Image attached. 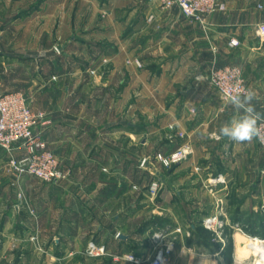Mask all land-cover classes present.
<instances>
[{
    "label": "crops",
    "instance_id": "obj_1",
    "mask_svg": "<svg viewBox=\"0 0 264 264\" xmlns=\"http://www.w3.org/2000/svg\"><path fill=\"white\" fill-rule=\"evenodd\" d=\"M226 1L204 29L158 0H0V83L46 114L39 130L69 174L20 179L0 148V264H147L166 246V264H229L227 229L203 221L222 201L224 220L256 222L264 148L216 138L235 112L209 75L239 63L264 113V0ZM184 143L192 152L172 166H140ZM91 240L107 253L88 256ZM238 250L235 264L247 258Z\"/></svg>",
    "mask_w": 264,
    "mask_h": 264
},
{
    "label": "built area",
    "instance_id": "obj_2",
    "mask_svg": "<svg viewBox=\"0 0 264 264\" xmlns=\"http://www.w3.org/2000/svg\"><path fill=\"white\" fill-rule=\"evenodd\" d=\"M158 1L163 9L178 6L185 17L199 22L204 29H207L209 17L227 9L226 0ZM258 8L263 13V20L259 25V34L264 39V3H258ZM229 44L236 46L239 44V40L232 38ZM129 62H133L139 67L142 66L139 59H133ZM209 80L223 102L226 101L228 94L234 90L238 82H242L243 86L248 87L243 75L242 66L239 63L221 66L214 65L211 68ZM47 122L46 114L43 111H35L32 108L30 99L24 91H8L0 83V148L7 154L10 170L14 171L20 179L31 176L45 183L56 184L66 179L69 175L56 153L49 149L47 140L39 130V125ZM171 127L173 128V126ZM178 135L180 137L184 136L182 132L178 133ZM259 144L264 148V144L260 142ZM20 151L22 152V156L18 155ZM191 152L192 149L182 144L169 154L158 152L153 157H142L140 166L149 168L150 163L153 164V160L169 166L173 162L185 158ZM219 182H225V179L221 175L212 179L211 186L209 187L210 190H214V187ZM158 189L159 182L156 180L152 181L149 186L150 193L156 195ZM220 204L217 206L216 213L205 218L203 221L206 228L215 231L217 234H221L227 224V221L221 217L222 201H220ZM236 225L239 226L238 224ZM238 228L242 229L241 227ZM159 235L157 234V236ZM248 238L254 240L260 239L264 245V238L257 236H248ZM31 239L37 241V235H32ZM170 252L171 248L168 246L158 248L148 264H166L170 259ZM86 253L90 257H98L107 253V249L105 245L97 244L94 240H91L87 245ZM253 253L258 259L264 258L263 250L260 251V254ZM126 257L129 260L134 259L132 254Z\"/></svg>",
    "mask_w": 264,
    "mask_h": 264
},
{
    "label": "clouds",
    "instance_id": "obj_3",
    "mask_svg": "<svg viewBox=\"0 0 264 264\" xmlns=\"http://www.w3.org/2000/svg\"><path fill=\"white\" fill-rule=\"evenodd\" d=\"M257 99L259 96L254 89L238 82L225 101L235 114L230 122L219 128L216 138H227L237 144L251 143L253 140L264 144V113L256 110L253 100Z\"/></svg>",
    "mask_w": 264,
    "mask_h": 264
},
{
    "label": "rangeland",
    "instance_id": "obj_4",
    "mask_svg": "<svg viewBox=\"0 0 264 264\" xmlns=\"http://www.w3.org/2000/svg\"><path fill=\"white\" fill-rule=\"evenodd\" d=\"M57 47H55V48H57L59 50L61 49L60 46H57ZM128 62H129V60H128ZM96 69H97L96 67H92L89 69L88 73L89 74H96V71H97ZM30 103H31V100H30ZM35 111H39V110H35ZM183 145H187L190 149H192L191 145L188 143H184ZM149 149H150V151H153V148L150 147ZM158 162L159 161H157V160H153L154 164H157ZM159 163H161V162H159ZM173 163H175V162H173ZM172 164H170L169 166H166L164 164L163 165L165 167H170V166H172ZM151 165L152 164L150 163V166ZM157 167H158V169L159 168L162 169L158 164H157ZM259 178H260L259 182L261 183V197L260 198H261V201L264 202V173H263V171L260 172ZM248 180L250 181L251 178L246 179V181H248ZM252 181H253V179H252ZM244 191H245L244 193L249 192L247 190H244ZM234 201H236L235 197H234ZM260 210L262 212H259V216L256 218V222H254V223L253 222H246V221L245 222H239V223L227 221V224L225 225V229H227L228 236H229V264H235L233 262V259H232V252H233V249L235 248V246L237 247V249H239L237 256L243 257V258L247 257L246 261L242 262L240 260L241 262L240 263L237 262L236 264H264V258L258 259L257 256H254L253 252L247 250L246 245L250 239L248 237L247 238L244 237L248 233L251 235H257L259 238H264V208H261ZM236 224H238L239 226H237ZM183 226H184L183 229H186V230L191 229V226L188 225V222H186V221L183 222ZM238 227H241L242 229H240ZM258 244H259L258 247H264L263 243L260 240H259ZM148 263L149 262H147V264Z\"/></svg>",
    "mask_w": 264,
    "mask_h": 264
},
{
    "label": "bare ground",
    "instance_id": "obj_5",
    "mask_svg": "<svg viewBox=\"0 0 264 264\" xmlns=\"http://www.w3.org/2000/svg\"><path fill=\"white\" fill-rule=\"evenodd\" d=\"M260 239H258V240H254V239H250V243H251V246H253V247H257L256 246V244H257V242L259 241ZM261 241V240H260ZM257 250H258V254H260V251H264V247H257Z\"/></svg>",
    "mask_w": 264,
    "mask_h": 264
},
{
    "label": "trees",
    "instance_id": "obj_6",
    "mask_svg": "<svg viewBox=\"0 0 264 264\" xmlns=\"http://www.w3.org/2000/svg\"><path fill=\"white\" fill-rule=\"evenodd\" d=\"M199 230H205V228L203 226H198Z\"/></svg>",
    "mask_w": 264,
    "mask_h": 264
},
{
    "label": "water",
    "instance_id": "obj_7",
    "mask_svg": "<svg viewBox=\"0 0 264 264\" xmlns=\"http://www.w3.org/2000/svg\"><path fill=\"white\" fill-rule=\"evenodd\" d=\"M120 237L125 238L126 236L124 234H121Z\"/></svg>",
    "mask_w": 264,
    "mask_h": 264
}]
</instances>
